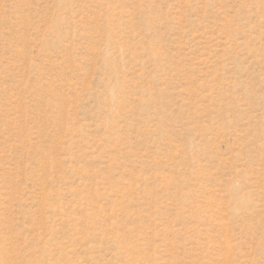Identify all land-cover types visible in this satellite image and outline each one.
<instances>
[{"label":"rangeland","instance_id":"obj_1","mask_svg":"<svg viewBox=\"0 0 264 264\" xmlns=\"http://www.w3.org/2000/svg\"><path fill=\"white\" fill-rule=\"evenodd\" d=\"M0 264H264V0H0Z\"/></svg>","mask_w":264,"mask_h":264}]
</instances>
